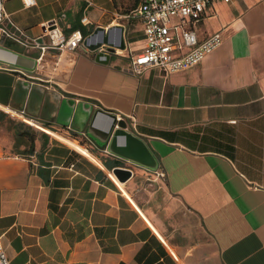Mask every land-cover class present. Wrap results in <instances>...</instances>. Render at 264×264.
<instances>
[{
	"label": "crops",
	"instance_id": "0c3cea01",
	"mask_svg": "<svg viewBox=\"0 0 264 264\" xmlns=\"http://www.w3.org/2000/svg\"><path fill=\"white\" fill-rule=\"evenodd\" d=\"M138 2L5 0L0 112L52 130L27 139L18 122L13 138L0 135V234L11 264H264V0L208 8L197 35L220 33L221 44L168 76L130 70L144 26L121 16ZM54 19L66 38L122 26L125 55L42 51L35 40L49 43L39 36ZM18 55L36 64L21 66ZM96 108L126 120L157 167L123 161L132 174L121 181L103 140L111 119L89 128Z\"/></svg>",
	"mask_w": 264,
	"mask_h": 264
},
{
	"label": "built area",
	"instance_id": "2783aa9c",
	"mask_svg": "<svg viewBox=\"0 0 264 264\" xmlns=\"http://www.w3.org/2000/svg\"><path fill=\"white\" fill-rule=\"evenodd\" d=\"M26 6L34 0H23ZM233 0H139L138 4L121 17L128 22L139 20L144 26L145 45L132 58L130 70L140 75L149 68H158L165 76L185 70L197 63L217 48L222 35L215 33L200 40L196 25L208 8L217 4H229ZM8 18L5 0H0V27ZM39 36L49 38V43L36 41L42 51L48 49L76 50L84 47L85 35L80 29L72 31L66 38L59 21L45 23ZM126 49V48H125ZM124 50L116 49L112 54L125 55ZM97 52L109 50L102 46ZM110 53V52H109ZM24 120V119H23ZM0 264H11L0 234Z\"/></svg>",
	"mask_w": 264,
	"mask_h": 264
},
{
	"label": "water",
	"instance_id": "95a60500",
	"mask_svg": "<svg viewBox=\"0 0 264 264\" xmlns=\"http://www.w3.org/2000/svg\"><path fill=\"white\" fill-rule=\"evenodd\" d=\"M113 28L120 30V40L117 43L112 42L110 39V31ZM113 28L105 30L102 27H97L90 36L85 38L84 45L91 50H96L97 60L102 61L101 57H105V55H107L106 58L109 59L110 54L114 53L116 49L124 50L126 48L124 28L122 26H116ZM95 36L101 37V39L99 38V40L95 42L92 39ZM104 45L108 46L110 53L97 52ZM29 62H33V66L36 64L35 59H29L22 55H18L17 63L19 65L32 69L33 67L30 66ZM64 102H66V100H64ZM102 114L111 119L110 126L107 130L102 131V133L104 144L108 146L109 151L120 160L117 161L118 164L113 169V172L118 178L121 181H125L132 174L130 170L122 167V164H125L123 161L126 160L155 169L158 165L157 159L152 154L146 142L128 129L126 120H118L116 114L109 113L102 108H96L92 111L89 117H86L87 121H89V128H94V125L98 123Z\"/></svg>",
	"mask_w": 264,
	"mask_h": 264
},
{
	"label": "rangeland",
	"instance_id": "374dc122",
	"mask_svg": "<svg viewBox=\"0 0 264 264\" xmlns=\"http://www.w3.org/2000/svg\"><path fill=\"white\" fill-rule=\"evenodd\" d=\"M18 122H23L25 123L24 125H19ZM19 125V128L21 130H27L28 132V135H27V139H30L32 136H36L37 137V134L38 131H42L40 129H37L35 128L33 125L29 124L28 122H26L25 120H13L9 117H6L5 120H3V125H1L0 127V135H3L5 137H10V138H13V135H12V128L11 126H14V125ZM15 125V126H16ZM18 127V126H16Z\"/></svg>",
	"mask_w": 264,
	"mask_h": 264
},
{
	"label": "bare ground",
	"instance_id": "6f19581e",
	"mask_svg": "<svg viewBox=\"0 0 264 264\" xmlns=\"http://www.w3.org/2000/svg\"><path fill=\"white\" fill-rule=\"evenodd\" d=\"M94 39V38H93ZM92 40V39H91ZM26 122H28L29 124H34V121H32L31 119H27V118H23ZM39 129L40 130H43V131H46V132H48V133H52V130L50 129V128H47V127H45V126H43V125H39Z\"/></svg>",
	"mask_w": 264,
	"mask_h": 264
},
{
	"label": "trees",
	"instance_id": "16d2710c",
	"mask_svg": "<svg viewBox=\"0 0 264 264\" xmlns=\"http://www.w3.org/2000/svg\"><path fill=\"white\" fill-rule=\"evenodd\" d=\"M5 116H6L5 113L0 112V121H1V120H4Z\"/></svg>",
	"mask_w": 264,
	"mask_h": 264
}]
</instances>
